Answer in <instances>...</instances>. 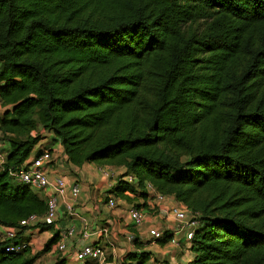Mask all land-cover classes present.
Listing matches in <instances>:
<instances>
[{
    "label": "trees",
    "instance_id": "obj_1",
    "mask_svg": "<svg viewBox=\"0 0 264 264\" xmlns=\"http://www.w3.org/2000/svg\"><path fill=\"white\" fill-rule=\"evenodd\" d=\"M0 101V226L20 228L0 264L58 240L7 250L47 211L13 175L47 138L76 166L124 167L116 196L152 184L185 205V264H264V0H0Z\"/></svg>",
    "mask_w": 264,
    "mask_h": 264
},
{
    "label": "crops",
    "instance_id": "obj_2",
    "mask_svg": "<svg viewBox=\"0 0 264 264\" xmlns=\"http://www.w3.org/2000/svg\"><path fill=\"white\" fill-rule=\"evenodd\" d=\"M3 110L4 107H1L0 114ZM47 148L52 150L50 178L54 180L65 176L68 194L66 198L59 196L54 224L49 228L32 224L22 234V239L29 240L34 252H40L48 240L58 235L51 250L40 253L36 264H185L194 258L191 241L187 239L185 230L180 228L171 214L165 212V208L181 204L173 196L158 198L159 196L150 192L149 196H144L130 191L125 193V197L116 196L112 191L116 186V179L103 176L98 164L84 163L76 166L67 162L62 145L49 138L40 141L27 160H32ZM0 152L6 156L1 149ZM111 167L118 176L125 172L124 167ZM75 183L79 184L80 193L77 198H72L70 190ZM39 193L42 195V192ZM110 198L116 200L114 207L108 205ZM68 202L73 203L72 213L67 209ZM133 206L146 214L141 225H136L129 215ZM68 228H74V234L66 239V249L60 251L58 243ZM151 228L166 232L171 239L166 242L153 240ZM3 231L4 227L0 226V239ZM85 232L88 234L85 235ZM85 244L103 246L104 261L79 260L77 253ZM143 252L148 253L149 257L141 263L139 257ZM130 253L135 254L136 259H127Z\"/></svg>",
    "mask_w": 264,
    "mask_h": 264
},
{
    "label": "built area",
    "instance_id": "obj_3",
    "mask_svg": "<svg viewBox=\"0 0 264 264\" xmlns=\"http://www.w3.org/2000/svg\"><path fill=\"white\" fill-rule=\"evenodd\" d=\"M1 107L2 105L0 101V108ZM0 160V165H2L6 161V156H4L2 152H0ZM50 161H52V150L48 148L43 149L32 160H26L22 167L13 172V175L18 181L28 184L33 189L42 192V196L46 199L47 202V211L45 214H32L29 217L20 221L21 226H30L32 224L38 223H43L45 225L54 224L57 218L59 196H62L64 198L67 197L68 182L65 176L56 177L54 180L50 178ZM99 172L107 178L116 179V184L118 183L119 176L111 166L101 165L99 166ZM125 179L130 182H136V177L133 174L125 176ZM147 188L150 193H153L155 196H159L158 198H164L165 195L156 191L152 184H148ZM70 193L72 198H77L80 193L79 184L75 183V185L71 188ZM108 205L110 207H114L116 205L115 198H110L108 200ZM67 209L71 213L74 212L72 202L67 203ZM165 212L171 214L174 220L179 224L180 228L185 230L188 240H191L194 237L195 229L198 226V220L192 214L189 213V210L185 205H173L171 207L165 208ZM129 215L136 225L143 224L146 218L145 212L140 210L136 206L130 208ZM19 230L20 228L18 227H4V231L1 238L14 239L15 237H17ZM150 233L153 236V240L156 241L164 237V232L156 228H151ZM73 234L74 228H68L63 233L62 240L60 243H58V249L60 251H64L66 249V239ZM84 234L87 235L88 233L85 232ZM30 245L31 244L29 241L21 240V242L17 244H10L7 247V250L19 252ZM77 258L81 261H86L88 259L104 261L105 251L103 246L101 245L85 244L78 251Z\"/></svg>",
    "mask_w": 264,
    "mask_h": 264
}]
</instances>
